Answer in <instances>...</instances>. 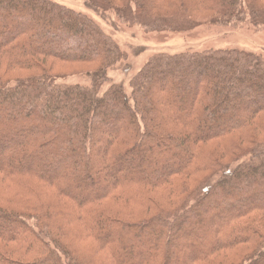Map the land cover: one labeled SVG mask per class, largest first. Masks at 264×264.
<instances>
[{
    "label": "trees",
    "instance_id": "obj_1",
    "mask_svg": "<svg viewBox=\"0 0 264 264\" xmlns=\"http://www.w3.org/2000/svg\"><path fill=\"white\" fill-rule=\"evenodd\" d=\"M111 1L91 0V4L108 7ZM130 1L142 22L155 23L143 15L154 0ZM199 1L215 23H239L248 17L254 26L264 25V0ZM128 2L124 1L122 14L132 20ZM187 19L162 24L185 27ZM45 57L96 62L100 68L88 73L90 86L58 84V77L44 72L17 81L0 79V180L23 187L33 178L52 185L73 205L60 209L47 203L36 214L0 206V223L5 227L0 244L15 248L0 249V264H78L59 247L58 234L43 220L47 217L56 218L57 225L58 216L80 223L89 238L106 247L113 264H168L181 254L174 244L180 238L188 242L183 264H216L206 261L216 250L233 249L255 235L261 240L264 145L251 149L246 162L227 165L215 183L213 175L209 177L179 207L149 219L131 223L111 217L98 201L112 192L148 208L151 202L144 198V188L178 174L196 173L193 161L200 158L196 144L242 130L253 117L264 114L262 58L236 50L159 54L131 80L129 95L119 85L100 94L107 69L123 55L93 21L48 0H0V64L7 70L39 71L38 58ZM232 113L238 117L230 118ZM243 114L245 120L239 118ZM225 119L229 121L224 126ZM176 125L183 131L179 133ZM102 132L106 137L98 147L95 138ZM134 152L142 158L149 154L152 163H175L146 171L140 162L135 174H125V168L133 165ZM179 152L185 153L182 159ZM52 166L59 170L44 172ZM101 176L105 182H96ZM91 191L97 192L91 196ZM258 213L259 224L236 223ZM205 225L209 230L195 231ZM190 230L193 235H188ZM116 234L122 235L121 243L108 238ZM198 239L214 243L213 247L195 250L192 245ZM139 249L137 260L121 261L120 256ZM239 264H264V238Z\"/></svg>",
    "mask_w": 264,
    "mask_h": 264
},
{
    "label": "rangeland",
    "instance_id": "obj_2",
    "mask_svg": "<svg viewBox=\"0 0 264 264\" xmlns=\"http://www.w3.org/2000/svg\"><path fill=\"white\" fill-rule=\"evenodd\" d=\"M48 1L61 5L93 21L117 45L123 55L120 61L107 69L106 79L101 86L100 94H103L111 85H119L129 95L131 93V80L151 58L159 54L173 56L182 53L236 50L257 55L264 60V25L254 26L248 17L239 23H215L214 16L203 10L204 7L200 5L199 0H154L151 9L143 14L149 22L155 21L154 24L142 22L135 14L136 5L134 6L130 0H112L108 7L100 8L92 5L91 0ZM124 1L125 3L129 1L128 5L132 8V20L122 14L123 9H125ZM183 16L190 21L189 25L185 27L178 28L162 24L168 20L178 21L184 18ZM38 62L42 64L39 71L7 70L5 65L0 64V79L4 82L17 81L44 72L49 76L58 77L59 79L56 81L58 84L90 86L91 78L88 73L96 72L100 68L96 62H62L49 57L38 58ZM156 90L158 89L156 88ZM176 106L180 107L178 103H176ZM230 115V118L232 116L238 117L233 113ZM246 117L244 114L239 116L242 120H245ZM228 121L225 119L222 125H227ZM261 123L264 124V114L259 113L243 125L242 130L238 129L228 134L214 136L205 142L196 144V149L200 155V158L198 155V160L193 161V165L198 166L196 173L190 175L178 174L174 178L166 179L159 186L144 188V198L151 202L148 208L137 204V200L131 199V201L125 197L118 198L114 194L112 195V192L110 197H103L100 202L98 201L99 207L109 216L131 223L174 210L184 200L190 198L209 177L213 175L212 182L215 183L222 177L223 170L227 165H238L246 162L248 159L245 158L246 154L251 149L263 146L264 129H262ZM175 128L179 133L183 131L178 125ZM105 137L106 135L102 132L95 138L98 147H100L101 140ZM98 153L99 150L96 151V154ZM178 155L182 159L185 153L179 152ZM130 158L133 165L125 168V174H135L140 162L146 164V171L151 169L164 170L168 164L175 163L174 161L167 162L165 160H155L152 163L149 154L142 158L135 152L131 154ZM111 166L116 167L115 165ZM121 166L124 167V163H121ZM107 167L109 169L110 166L107 164ZM50 169L43 170L44 172H57L59 170L57 166H52ZM104 169L106 168L103 167L100 169L101 172H98L104 175ZM95 180L96 182H103V180L105 182L102 176L96 177ZM21 185L20 183L0 180L1 207L18 211L21 214L32 212L36 214L39 213V207L47 203L49 205L56 204L60 206V209L73 205L72 202L61 197L52 185L42 184V182L33 178H30L28 185L23 187ZM85 191L88 192V189H85ZM96 192L91 191L90 195L92 196ZM260 217L261 213L251 214L239 219L236 223L238 225L242 223H249L250 225L254 222L259 224ZM55 219L47 217L43 220L48 222V227L52 233L58 234L59 247L63 248L70 259L73 258L78 264H113L106 247L89 238L80 223L65 221L58 216L59 225H57ZM37 220L39 222L41 219L38 218ZM261 222L264 226V218ZM254 226L257 232V225H251L252 229ZM205 227L202 230L195 231L201 233L209 230L208 226L205 225ZM4 230L5 227L0 223V231L4 232ZM193 234L192 230L188 232V235ZM258 236H253L248 242L233 249L216 250L208 256L206 261L215 262L216 264H239L260 245L264 235L260 237L261 240ZM108 238L112 239L113 242L117 240L119 243H121L120 239H123L121 234L119 236L117 234L112 235ZM174 244L179 248L181 254L177 255L176 260H168V264H183V259L186 258L183 251L188 244L187 239L180 238ZM213 244L208 241L203 243L198 239L192 247L197 250L200 249V246L202 248L213 247ZM0 249L15 251L13 245L4 243L0 244ZM140 253L141 250L139 249L131 255L120 256V259L121 261H127L130 258L137 260ZM29 259L30 257L26 258L25 261Z\"/></svg>",
    "mask_w": 264,
    "mask_h": 264
}]
</instances>
